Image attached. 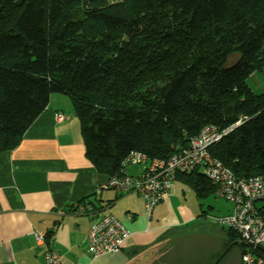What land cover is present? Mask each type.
<instances>
[{"label": "trees", "instance_id": "16d2710c", "mask_svg": "<svg viewBox=\"0 0 264 264\" xmlns=\"http://www.w3.org/2000/svg\"><path fill=\"white\" fill-rule=\"evenodd\" d=\"M256 75L264 0H0V154L63 94L99 176L131 151L166 160L203 126L240 118L209 153L238 178L262 176L264 92L246 84ZM177 179L198 201L211 193L197 171Z\"/></svg>", "mask_w": 264, "mask_h": 264}, {"label": "crops", "instance_id": "0c3cea01", "mask_svg": "<svg viewBox=\"0 0 264 264\" xmlns=\"http://www.w3.org/2000/svg\"><path fill=\"white\" fill-rule=\"evenodd\" d=\"M56 114L63 116L57 123ZM142 170L129 166L126 173L136 176ZM106 179L84 155L69 97L51 94L18 145L0 154V264H43L49 248L58 253L60 264H152L154 257L156 264H173L171 238L176 229L198 218L197 210L180 199L184 183L176 177L170 199L147 216L138 195L97 192ZM106 214L131 235L117 253L92 258L87 233L94 220ZM33 232L46 235L43 244L35 241ZM233 247L238 248L237 255L232 260L224 255L216 264H239L246 246L233 245L229 250ZM260 250L264 253V247ZM217 258L216 254L208 264Z\"/></svg>", "mask_w": 264, "mask_h": 264}, {"label": "built area", "instance_id": "2783aa9c", "mask_svg": "<svg viewBox=\"0 0 264 264\" xmlns=\"http://www.w3.org/2000/svg\"><path fill=\"white\" fill-rule=\"evenodd\" d=\"M62 119V115L56 114L54 122ZM242 122L243 118H240L225 129L205 125L189 139L185 148L166 160H149L143 153L131 151L120 162L118 172L107 178L96 191L114 190L121 196L138 195L149 216L157 204L170 199L177 175L197 171L209 182L215 198L231 204L229 212L215 221L221 228L234 232L239 241L246 243L239 264H264V253L260 250L264 247V175L238 178L209 153L213 145ZM129 166H142L143 170L131 176L126 173ZM130 235L112 215L98 216L87 233V251L92 258L111 256L123 247ZM33 236L40 244L46 238L40 232H33ZM43 264H60L58 253L47 249Z\"/></svg>", "mask_w": 264, "mask_h": 264}, {"label": "rangeland", "instance_id": "374dc122", "mask_svg": "<svg viewBox=\"0 0 264 264\" xmlns=\"http://www.w3.org/2000/svg\"><path fill=\"white\" fill-rule=\"evenodd\" d=\"M238 58V54L229 56L225 67L233 65ZM246 84L255 94L264 92L263 76H252L246 79ZM183 187L185 194L182 197L180 193V199L197 210L198 218L194 223L176 229V233L171 238L175 255L173 264H208L216 258V254L219 258L228 247L227 232L216 223L215 219L227 214L231 204L215 198L211 193L198 201L189 185L183 184ZM202 212L204 215L201 217ZM237 249V247L228 249L225 258L232 260L234 255H237ZM152 264H156V257Z\"/></svg>", "mask_w": 264, "mask_h": 264}, {"label": "water", "instance_id": "95a60500", "mask_svg": "<svg viewBox=\"0 0 264 264\" xmlns=\"http://www.w3.org/2000/svg\"><path fill=\"white\" fill-rule=\"evenodd\" d=\"M233 245H235V246H238V245H240V246H246V243H244V242H242V241H234V242H232L231 244H229V246L227 247V249L222 253V255L216 260V262L214 263V264H216L225 254H226V252H227V250L231 247V246H233Z\"/></svg>", "mask_w": 264, "mask_h": 264}]
</instances>
